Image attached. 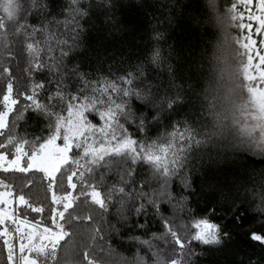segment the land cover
Masks as SVG:
<instances>
[{
    "label": "snow or ice",
    "instance_id": "obj_1",
    "mask_svg": "<svg viewBox=\"0 0 264 264\" xmlns=\"http://www.w3.org/2000/svg\"><path fill=\"white\" fill-rule=\"evenodd\" d=\"M177 8L196 37L197 70L219 60L241 90L226 115L159 47L136 64L90 49L89 22L120 35L117 10L138 12L139 0H0V62L22 58L27 78L17 90L0 63V264H195L199 246L258 264L229 225L264 248V169L231 183L225 173L241 157L264 163V0H228L226 11L217 0H174L170 15ZM212 21L236 31L223 60L204 39ZM37 181L47 205L31 198ZM205 189L215 203L201 213L191 205ZM74 228L91 233L82 255Z\"/></svg>",
    "mask_w": 264,
    "mask_h": 264
},
{
    "label": "trees",
    "instance_id": "obj_2",
    "mask_svg": "<svg viewBox=\"0 0 264 264\" xmlns=\"http://www.w3.org/2000/svg\"><path fill=\"white\" fill-rule=\"evenodd\" d=\"M62 0H57V3H61ZM125 7L129 3H135L136 0H119ZM174 0H139V11L132 14H123L119 9L117 10V19L124 25V31L120 35L109 36L107 30H101L99 22L92 19L89 22V32L87 35V43L90 49L96 50L97 53H105L109 59L126 60L131 64L143 61L145 56L153 49V47H159L163 52L171 55V67L177 71H183L185 73L191 69L193 74V83L197 81L201 82V87L206 89L204 95L209 99H214L215 108L214 113L222 115L227 114V110L231 107L232 103H240L242 101V93L236 84L232 83L227 75L221 74V69L225 67V64L220 63L219 60L213 59L211 61L212 70H208V64H205V71L199 72L197 70V63L200 62L201 57L198 54V48L195 50L197 54L193 55L192 60L189 59V55L194 47V41L196 37L193 34L191 26L188 21L180 15V9L177 8L176 14L170 15L171 5ZM168 5V7H165ZM217 6L221 11H226L228 6V0H217ZM209 35L204 37L208 42L207 49L209 53H215L220 60L224 59V56L228 53L225 52V38L232 32L236 35L235 29L225 30L223 26H217L214 21L208 25ZM157 33L165 37L161 41H156L154 37ZM230 43V41H229ZM216 45H220L217 48ZM231 49L228 50L230 52ZM207 60V56L204 57ZM246 59V58H245ZM228 61L235 65L236 61L232 59L231 55H228ZM4 66H11L15 76L16 89H25L27 87L26 74L23 71L25 61L17 57L14 61H3ZM90 68L94 69L98 65L90 64ZM169 65L165 64L160 67L159 71H153L152 76L154 79H160L166 75L165 69ZM231 71V69H230ZM7 77H0V91L3 90L4 80ZM230 88L235 89V94H229ZM199 91V89H197ZM230 96L229 100H225V96ZM43 98V97H41ZM251 169H264V163L254 162L247 158L241 157L234 164L229 166V170L225 173V180L231 183L233 180L240 182L245 179V173ZM199 168L194 169L193 175H197ZM17 185L23 183L22 181H15ZM203 184V181L200 182ZM47 193L43 190L41 182L37 181L31 192V198L33 202L45 203ZM215 203L211 198V192L207 189L198 192L197 196L192 201V208L202 213V210L207 205ZM29 218H39L38 214L30 213ZM154 226L162 231L163 226L156 224ZM85 228L88 225L84 226ZM229 228L233 231V236L236 239L237 247L244 254L245 260L251 258L258 262V264H264V248L259 245H252L250 241H247L243 236L239 235L242 229L234 228L231 224ZM72 235L69 237V241L75 246L76 252L81 254L88 247L90 243L91 233L81 228L71 229ZM107 242V237L104 241H98L100 245H104ZM159 243V242H157ZM95 246V245H94ZM165 255L167 253L165 252ZM80 258V257H78ZM97 259H101L98 255ZM195 264H234L235 256L227 252H220L217 250H204L203 246L198 248V256L194 257Z\"/></svg>",
    "mask_w": 264,
    "mask_h": 264
},
{
    "label": "rangeland",
    "instance_id": "obj_3",
    "mask_svg": "<svg viewBox=\"0 0 264 264\" xmlns=\"http://www.w3.org/2000/svg\"><path fill=\"white\" fill-rule=\"evenodd\" d=\"M255 62V61H254Z\"/></svg>",
    "mask_w": 264,
    "mask_h": 264
}]
</instances>
